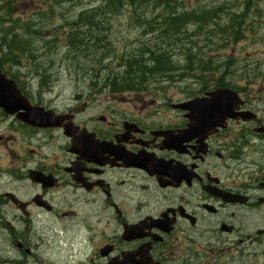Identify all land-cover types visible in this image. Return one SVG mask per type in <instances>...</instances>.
Here are the masks:
<instances>
[{
    "label": "flooded vegetation",
    "instance_id": "af4514ba",
    "mask_svg": "<svg viewBox=\"0 0 264 264\" xmlns=\"http://www.w3.org/2000/svg\"><path fill=\"white\" fill-rule=\"evenodd\" d=\"M97 73L66 97L7 76L53 124L0 109V264H264V81L224 87L223 117L189 108L214 83L112 91Z\"/></svg>",
    "mask_w": 264,
    "mask_h": 264
},
{
    "label": "rangeland",
    "instance_id": "374dc122",
    "mask_svg": "<svg viewBox=\"0 0 264 264\" xmlns=\"http://www.w3.org/2000/svg\"><path fill=\"white\" fill-rule=\"evenodd\" d=\"M245 1L174 0V8L179 12L214 9L212 22L209 21L204 30L197 31V25L187 26L189 33L196 32L183 44L191 49V53L202 54L211 60L214 73L205 74V77L197 72L184 73L179 70L173 74V81L165 82L157 79L160 76H155L142 87L156 91L190 92L212 85L220 74L230 85L238 88L249 85L250 91H256L258 86H263L259 83L264 81V0H250V4ZM102 2L103 0H0V37L2 29L9 24L7 21L16 20L20 25L28 23L25 32L30 50L26 58L20 57L17 65L4 63V71L17 76L32 91L51 90L65 93L62 96L66 97L86 85V80L82 78L84 76L97 71L103 78L111 79V73L121 72L119 57L122 53L135 52L141 44L158 43V33H149L140 26V22L131 20V16L135 15L128 7L122 8L118 15H91L95 16L92 21L94 28L88 30L87 25L80 32L81 35L91 34L98 40L99 43H95V46L83 36V43L80 44L77 38H67L66 34L80 17L78 14L99 6ZM8 7L13 13L10 17H7ZM145 12L146 15L140 16L164 15V10L158 8ZM241 13L245 14L241 17L243 31L237 37L229 32L227 36L222 34L220 29ZM16 32L23 34L24 30L17 29ZM163 42L167 47L166 35ZM183 45L179 42L175 48L172 46L173 61L179 68L185 65ZM3 49L5 46L0 41V57ZM249 77L255 78L248 79ZM203 81L207 84H202ZM6 162L5 157L0 154V189L5 182L2 170Z\"/></svg>",
    "mask_w": 264,
    "mask_h": 264
},
{
    "label": "trees",
    "instance_id": "16d2710c",
    "mask_svg": "<svg viewBox=\"0 0 264 264\" xmlns=\"http://www.w3.org/2000/svg\"><path fill=\"white\" fill-rule=\"evenodd\" d=\"M245 2L250 4L252 1L246 0ZM174 4V0H103L101 5L79 13L80 17L74 22L71 30L66 35L67 38H77L79 44L83 43L81 42V37L83 36V38H88V40L92 41V46H95L94 44L99 43V41L94 39L91 34L81 35V28L87 27V25L88 30L94 28L92 21L95 16L91 15H118L124 7H128L131 13L135 15L131 16V20L140 22V26H143L147 31H156L158 33V43L141 44L140 48L135 50V52L122 53L120 55L119 61L121 62L122 71L111 73L112 78L106 82L112 91L139 90L138 87L145 82L147 77L155 75L165 76L168 80H172L173 74L179 70H182L184 73L197 72L205 77V74L214 73L215 69L211 60L203 57L202 54L191 53V49L183 45L196 32L189 33L187 26L194 25L195 23L198 26L196 28L197 31L204 30L208 26V22H212L213 15H215L214 9L199 12H179L174 8ZM152 8L164 10V15L153 17L140 16L146 15L145 11ZM246 9H248V6ZM12 14V10L8 7L7 17H10ZM242 15L245 14L241 13L227 22L222 27L223 29H220L222 30V34L224 33L227 36L229 32V34L232 33L233 36L237 37L244 28ZM145 21L149 23H145ZM157 21L158 26H155L154 22ZM7 22L9 24L2 29L3 34L0 37L1 43L5 46L4 52L0 57L1 66L6 62L17 65L20 57L26 58L30 51L28 47L29 39L26 37L25 32L28 28V23L25 22L26 24L20 25L19 23L17 24L16 20L12 22L9 20ZM17 29L24 30L23 34H17ZM164 35H166L168 40L167 47L163 45ZM179 42H182L183 52L186 53L184 55L185 65L182 68H179L178 64L173 61V47L175 48ZM224 42L227 41L225 40ZM86 45H88V42H86ZM6 73L12 76L10 72ZM202 84H207V82L203 81ZM214 84L217 87L228 86V82L223 78L222 74H220L219 79Z\"/></svg>",
    "mask_w": 264,
    "mask_h": 264
},
{
    "label": "water",
    "instance_id": "95a60500",
    "mask_svg": "<svg viewBox=\"0 0 264 264\" xmlns=\"http://www.w3.org/2000/svg\"><path fill=\"white\" fill-rule=\"evenodd\" d=\"M236 99L235 92L222 88L209 93L207 98L193 100L189 104V108H195V110L205 108L216 116L230 117L233 116L231 112L236 108ZM25 103L13 80L7 79L0 71V108L8 115L24 110L25 112L19 114L18 118L31 126H52L53 123L47 113H43L40 108H31Z\"/></svg>",
    "mask_w": 264,
    "mask_h": 264
},
{
    "label": "bare ground",
    "instance_id": "6f19581e",
    "mask_svg": "<svg viewBox=\"0 0 264 264\" xmlns=\"http://www.w3.org/2000/svg\"><path fill=\"white\" fill-rule=\"evenodd\" d=\"M194 25H195V23H194ZM246 78V77H245ZM247 81V80H246ZM48 93V92H47ZM44 95H45V93H44ZM48 96V95H47Z\"/></svg>",
    "mask_w": 264,
    "mask_h": 264
}]
</instances>
